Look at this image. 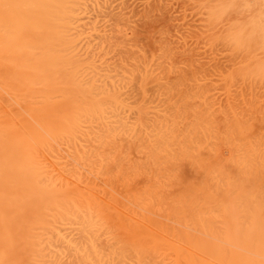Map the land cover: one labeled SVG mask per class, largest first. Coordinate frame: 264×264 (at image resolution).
Segmentation results:
<instances>
[{
	"label": "bare ground",
	"instance_id": "obj_1",
	"mask_svg": "<svg viewBox=\"0 0 264 264\" xmlns=\"http://www.w3.org/2000/svg\"><path fill=\"white\" fill-rule=\"evenodd\" d=\"M114 2L0 0V264H264V0L196 1L214 71L112 69Z\"/></svg>",
	"mask_w": 264,
	"mask_h": 264
},
{
	"label": "rangeland",
	"instance_id": "obj_2",
	"mask_svg": "<svg viewBox=\"0 0 264 264\" xmlns=\"http://www.w3.org/2000/svg\"><path fill=\"white\" fill-rule=\"evenodd\" d=\"M159 1H161L160 5L158 4ZM191 1H193V0H175V1L174 0H170V1H168V0H156V1L155 0H122V1L121 0H115V2H114L115 5L112 4L113 10H112V7L110 6L107 9H105V10H108V11H105V13L102 14L103 15V18H104V21H103V18L101 19L102 16L100 17L99 20L97 19V21L100 22L99 24L102 27L101 29H103V30L104 29L105 30L108 29L109 31L111 30L110 32H108V30H106V31L108 33H110L111 36H113V38H112L113 44L114 45L116 44V42H114V40H117V43L119 44V45H116L115 46V49L117 50V51H115V53L113 51V52H110L109 54H107L108 56L105 55V56H107L106 58L104 56V58L106 60V63H108V65L110 63V66H113L112 69L115 68L114 70L121 71V68L124 65H128L129 64L126 61V58H127L126 55H127L128 51L131 50V48H132V50L135 48L134 51H137V49L143 50L140 53L141 55H143L142 52L145 53L146 55H150V53L153 52L154 49L156 50L158 48V46L161 45L160 43H162V42H164V40H166L165 42L170 41V44L174 48L172 46H170V47H172L173 49H175V48L177 49V53L180 51L179 52V55L181 53L180 56H183L184 58H186L184 60H188L189 58L192 57L191 52H193V53L197 52L198 56H197L196 53L193 54V56L196 55L194 57H196V60H198V65L201 66L200 64H203L207 68L210 67L209 68V69H211L210 71H214L213 69L215 68L214 65H216V62L214 60L211 61V58L212 57H210V54L212 56V53H213L212 51L215 50V49L210 50V49H212L211 47H208L210 45H206V43L203 42V40L206 41L205 39H207V38H205L206 35L207 34H208V36L210 35L208 33V30L207 31L204 30V28L207 26L206 25V21L205 22L203 21V19L205 18V16H204V13L205 12L203 13V11H205V10L203 9L201 11L202 13L200 12V10H197V8H199V7H198V4H196V1H198V2L200 1L201 2V0H194L193 2H191ZM151 2H153V3H151ZM187 2L189 4H187ZM119 3H120L121 6L119 5ZM149 4L150 5L151 4H155V6L157 4L156 8L158 10H159V8L162 7V9H160L159 12H157L158 11L157 9H154L155 10L154 11L155 14L154 13L151 14V17L152 18L151 17L148 18L149 15L147 16V13H146L147 12L146 11L147 10L146 8H147V6L149 7ZM161 4H163V5H161ZM192 4H196L197 7L195 5V8H194V6ZM118 6L119 7H122V8H119ZM144 6H146V7H144ZM149 8L152 9L151 7H149ZM152 12H153V10L151 11V13ZM108 13H109V15H108ZM119 13H121V16L124 17V18L119 17L120 16ZM124 13H128V14H124ZM104 15L106 17H104ZM158 16H160V17H158ZM202 16H204L203 19H202ZM227 16L228 15H226L225 17L227 18ZM225 17H223L219 21V25L217 26L218 28L216 27L217 29H210V28H205V29L212 30L214 32V33L213 32L212 33L215 34V35H218V36L223 35L224 34V31L227 30L228 27L230 26L231 19H229V17H232V15H229V17L227 19L228 21L225 20ZM234 17L235 16L233 14V18ZM237 17H239V16H236V18ZM233 18H232V21H235ZM119 20H120V22H119ZM125 20H127V21L130 20L128 25H126L127 22H125ZM123 22H125V23H123ZM105 23H106V25H105ZM124 24L126 26H124ZM103 25H105L104 27H106V28H104ZM202 28H203L204 31L201 30ZM120 29H124V30L126 29L125 30L126 32L124 30L122 32H124V33H126L128 35V36L125 37V40H123L124 42L122 41V39L120 40V38H119L121 36V34L118 33L119 32L118 30H120ZM200 30L205 33V36L203 35L204 33H202ZM210 30H209V32H211ZM206 32H207V34H206ZM199 34H202V36H204V37L202 38ZM168 37H171V38H168ZM198 37H201L202 40L199 38L200 39L199 41L201 43L198 41V39H197ZM126 38H127V41H126ZM128 39H129V41H128ZM169 39H171V40H169ZM119 40L121 41V43H120ZM159 41H161V42H159ZM126 42H128V44H126ZM176 42H178V43H176ZM138 43H139V45H138ZM167 43L169 44V42H167ZM129 44H130V46H129ZM174 45H176V46H174ZM188 45H189V47L191 49L189 47H187ZM203 45H205V47ZM133 46H135V47H133ZM215 46H217V48L219 50V51H217L219 54L217 53L218 58H217L216 61H219V59H220V62H221V63L219 62L220 64L223 63V65H226V66L229 65L228 62H227L228 58L229 57H234V55H235L236 52L235 53L234 52H231L229 48L227 50L225 46H223L225 48H222V49H225L227 51L226 52L224 50H221L220 51V49H221L220 47H222V46H218V45H215ZM136 47H138V48H136ZM178 48H179V50H178ZM106 49H107V47H106ZM119 49H121V50H119ZM118 50H119V52H122V51L125 50L126 53H124V54H125L126 57L124 56V58H123V55H124L123 52L122 53H119ZM189 50L191 52H189ZM223 51L225 52V54L223 53ZM117 52H118L119 55L116 54ZM221 52H222V54H221ZM120 54H122V56ZM175 54H176V51H175ZM236 54L238 55V53H236ZM224 55H225V57H224ZM177 56H178V54H177ZM197 57H198V59H197ZM208 57H210V58H208ZM176 58H180V57H176L175 56V60L178 63L181 62V64H182V62L184 61L183 58L181 59V61H178V59H176ZM205 58H207V60H205ZM205 62H206V64L208 66L205 64ZM111 63H113V64H111ZM187 63L188 62H186V64ZM115 64H117V68H116V65ZM183 64H184V62H183ZM203 65L201 67H204ZM183 67L184 66H182V68ZM183 69L185 70L186 68H183ZM211 79H213V80L215 79L216 81H218V83H219V80H220V78L218 76H213V77H211ZM216 84H217V82H216ZM216 86H218V85H216ZM130 89L128 88V90H130ZM128 90L126 89L127 94H131V96H130V98H131L130 100L131 101H129V102H132L133 103V101L136 102L137 100H139V96L135 92L132 93L133 92L132 90H131V92H129ZM219 90H221V89H219ZM217 91H215L214 93H217ZM222 92H219L220 93L219 95H223ZM219 95L217 93L216 96L217 97H220L221 100H224L223 99L224 98L223 97L224 95L223 96H219ZM153 105L156 106V104H153ZM190 175H191V173L189 174V176ZM138 180L140 181V180H143V179L140 178ZM139 181H138V183L142 182V181H140V182ZM76 237H78V235H76ZM69 260L70 261H74V263H75V260L73 258H71ZM74 263H71V264H74Z\"/></svg>",
	"mask_w": 264,
	"mask_h": 264
}]
</instances>
